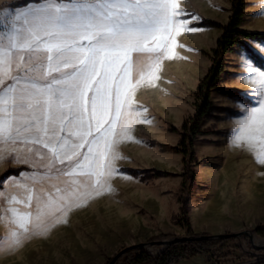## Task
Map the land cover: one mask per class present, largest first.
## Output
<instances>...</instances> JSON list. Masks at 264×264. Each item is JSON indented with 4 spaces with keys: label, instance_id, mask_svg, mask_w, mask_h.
<instances>
[{
    "label": "rangeland",
    "instance_id": "1",
    "mask_svg": "<svg viewBox=\"0 0 264 264\" xmlns=\"http://www.w3.org/2000/svg\"><path fill=\"white\" fill-rule=\"evenodd\" d=\"M11 1L0 0V5ZM245 1L241 28L264 33V0ZM45 2L25 8L0 9V38L5 46L14 28L23 26L15 16ZM93 2L95 0H75L81 4ZM230 7L229 0H177L176 19L188 23L173 34L175 46L169 43L170 51L163 53L132 54L130 106L125 110V115L132 113L128 117L132 123L128 134L117 139L114 171L110 176L102 177L99 191L89 189L86 198L79 202L73 199L72 206L66 211L57 210L64 207L59 201L62 190L72 181L79 184L82 179L78 175H64L69 162H57L49 167L51 154L41 145L0 142V174L8 167H27L18 176L0 180L3 181L0 187V264H104L112 256L98 262L99 253H104L103 247L93 248L99 243L101 223L106 215L109 218L126 208L132 195L142 192L143 198L147 199L146 193L150 192V201L163 203L162 208L158 206L161 217L162 213L176 212L180 206L177 199L184 165L182 156L164 149L163 144L176 145L182 123L193 115L196 85L207 73L211 49L222 34L220 29L200 27L197 23L210 19L225 25L231 15ZM84 44L87 45L86 40ZM149 46L154 47L155 43ZM262 48L264 42L244 40V45L236 46L225 56V73L220 85L237 94H211L216 108L203 119V133L196 137L193 145L196 157L202 163L194 168L196 185L188 195L189 212L184 219L190 221L192 213L194 221L213 226L226 218L230 229L221 234L249 231L251 235V238L248 235L231 237L224 248L210 251L213 260L214 256L223 255L218 264L252 262L243 242L244 236L250 243L264 246V238L252 230L256 224L264 223V152L261 151L264 144L257 143L255 148H249L247 142H234L237 122L246 114L245 110L258 106L256 89L247 82L251 74L244 66L245 60L255 70L264 71ZM254 54L262 62L254 59ZM23 55L25 61L30 56L39 59L34 64L25 63L14 53L9 63L0 64V94L16 83V77H21V83L31 80L43 85L51 81L52 77L42 78L38 71L47 63L46 53ZM72 72V68H66L62 73L54 72L53 76L64 78ZM239 96L250 102L244 103ZM172 127L177 130L172 131ZM154 173L161 176L154 177ZM41 187L45 190L43 197L40 196ZM136 187H141V191ZM29 189L33 195L32 209L24 203ZM12 197L19 202L13 201ZM27 211H32L33 216L25 232L16 220ZM180 216L179 212L171 223L177 225L176 219ZM177 226L186 229L185 225ZM234 246L242 247L245 254L230 249ZM160 250L159 245L146 247L152 256H157ZM227 254L230 256L224 257Z\"/></svg>",
    "mask_w": 264,
    "mask_h": 264
},
{
    "label": "snow or ice",
    "instance_id": "2",
    "mask_svg": "<svg viewBox=\"0 0 264 264\" xmlns=\"http://www.w3.org/2000/svg\"><path fill=\"white\" fill-rule=\"evenodd\" d=\"M177 16V0L82 4L46 0L15 16L23 26L14 28L7 46L0 38V64L9 63L14 53L33 64L39 58L30 56L25 61L24 53L47 54L46 65L38 71L42 78L52 77L50 82L21 83V77H16V83L0 94V142L41 145L51 154L49 167L69 162L64 175L82 179L62 190L59 201L64 207L57 210L66 211L73 199L86 198L89 189L99 191L102 177L114 171V147L132 123L128 118L132 113L125 115L126 106H130L132 54L170 51L168 44L175 46L173 34L188 23ZM152 43L154 47L149 46ZM244 66L251 74L247 82L256 89L258 106L245 110L237 122L234 142H247L249 148H255L257 143L264 144V71L255 70L247 60ZM66 68L73 72L64 78L53 76ZM29 133L36 134L29 137ZM28 191L24 203L32 209L33 195ZM44 195L41 187L40 196ZM32 216L33 212L27 211L16 223L27 232Z\"/></svg>",
    "mask_w": 264,
    "mask_h": 264
},
{
    "label": "trees",
    "instance_id": "3",
    "mask_svg": "<svg viewBox=\"0 0 264 264\" xmlns=\"http://www.w3.org/2000/svg\"><path fill=\"white\" fill-rule=\"evenodd\" d=\"M46 0H13L0 5L2 8H25L30 5H39ZM67 3H75V0H63ZM231 15L228 22L223 25L219 22L203 19L197 23L200 27L217 28L222 31L221 36L217 39L214 48L211 49V65L205 74V76L197 83L194 97H195V110L193 115L186 119L180 127V138L176 145L163 144L164 149L173 153L180 154L182 156V162L184 165V171L181 174L182 180L180 183V194L178 196V203L180 204L181 216L176 219V224L187 228V235L209 237L212 234L208 232L193 233L190 230V222L188 219H184L188 216V195L192 192L196 185V173L195 167L201 164L198 161L193 145L196 137L203 133L201 129V123L203 119L210 114V112L216 107L211 100L212 93H220L225 96H233L237 93L229 89L223 88L220 85L222 75L225 73V56L233 51L236 46L244 45V40L264 42V33L262 32H250L241 28L243 17L245 15V0H229ZM254 59L262 60L254 54ZM244 103L250 101L246 97L239 96ZM172 131H176L175 127L171 128ZM23 170H27V167H8L0 174V180L9 176H18ZM129 172L135 173L133 169H126ZM133 170V171H132ZM166 174V173H164ZM154 177L161 176L160 173H154ZM258 237L264 238V223H258L252 229ZM175 236L171 234L161 233L159 235L151 237L147 242H151L155 245L156 242L166 239H173ZM230 238L221 239H200L194 241H187L184 243H175L170 245L163 252L157 256H152L143 248H130L127 251L121 253L113 264H177L179 261L192 257L196 254L209 253L215 249H222L228 245ZM243 242L246 247V251L250 254L252 262L249 264H264V247H254L244 236ZM160 247V246H159ZM230 249L240 250L242 254L243 248L240 246H234ZM119 253V252H117ZM116 253V254H117ZM115 254V255H116ZM229 254V253H228ZM225 255L230 256V255ZM114 255V256H115ZM109 258L106 263L109 264L112 258ZM223 255L216 256V262H220Z\"/></svg>",
    "mask_w": 264,
    "mask_h": 264
},
{
    "label": "crops",
    "instance_id": "4",
    "mask_svg": "<svg viewBox=\"0 0 264 264\" xmlns=\"http://www.w3.org/2000/svg\"><path fill=\"white\" fill-rule=\"evenodd\" d=\"M136 188L141 191V187ZM149 193H146L145 198L147 199L143 198L142 192L137 196L132 195V199L128 198L130 202L127 203L126 208H122L121 213L110 215L109 218L106 215V219H104L105 224L102 222L100 226L99 243L93 245V248L103 247L104 253H99L98 251L100 256L97 259L98 262L107 260L106 257L113 256L123 247L141 243L161 232L176 236L187 235V228L183 229L171 223L172 218L179 214L180 206L177 207L174 214L170 213L168 215V213L165 215L162 213L161 217V212H158V206L162 208L163 203L161 201H150ZM189 218L190 230L193 233L208 232L212 235H218L230 229L226 218L213 226L194 221L192 213L189 215ZM101 255H103V260L101 259ZM215 257L213 260L210 257V253H201L183 259L177 264H185L187 262L192 264H218L219 262H216Z\"/></svg>",
    "mask_w": 264,
    "mask_h": 264
},
{
    "label": "water",
    "instance_id": "5",
    "mask_svg": "<svg viewBox=\"0 0 264 264\" xmlns=\"http://www.w3.org/2000/svg\"><path fill=\"white\" fill-rule=\"evenodd\" d=\"M249 231H240V232H236V233H226V234H220V235H212V236H209V237H200V236H189V235H185V236H176L174 237L173 239H166V240H161V241H158L155 243V245H159L161 250L160 252H163L165 249H167L170 245L172 244H175V243H184V242H187V241H194V240H200V239H221V238H231V237H240V236H243V235H248L249 238H251V235L248 233ZM252 243V242H251ZM154 244L151 243V242H141V243H138V244H135V245H132V246H128V247H124L123 249H121L119 251V253H117L113 258L112 260L110 261L109 264H113L114 261L117 259V257L127 251L128 249L130 248H143L146 250V247L148 246H153ZM252 245L254 247H257V248H261V247H264V246H257L255 244L252 243Z\"/></svg>",
    "mask_w": 264,
    "mask_h": 264
}]
</instances>
